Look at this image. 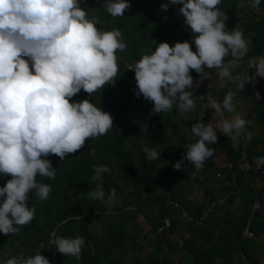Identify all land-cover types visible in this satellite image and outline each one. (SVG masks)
<instances>
[{
    "label": "trees",
    "instance_id": "1",
    "mask_svg": "<svg viewBox=\"0 0 264 264\" xmlns=\"http://www.w3.org/2000/svg\"><path fill=\"white\" fill-rule=\"evenodd\" d=\"M128 2L131 7L125 16L113 18L105 12L104 0H80L89 15L103 20L105 30L120 29L127 47L123 53H116L115 86L105 85L91 95L81 90L70 102L90 99L111 114L113 126L105 135L87 138L82 149L64 160L55 155L47 157L57 169L56 177L53 180L38 174L37 181L51 186L50 196L40 201L30 191L28 203L36 208L34 219L22 226L18 235L0 232V264L11 256L27 258L37 252L51 264H264V179L236 169L242 149L264 155V78L259 77L256 83L260 99L251 83L240 91L228 81L249 101L242 108L243 117L252 121L248 126L251 140H241L234 149L223 134L211 145L214 156L200 169L184 161L182 170H176L173 165L193 142L191 126L196 122L208 124L200 115L204 102L197 97L200 90L191 92L196 104L188 114L191 120L185 119L175 105L169 113L153 115L154 104L142 96L136 98L135 73L128 66L143 54H151L159 43L174 46L178 41H192V34L179 14L182 5H172L165 12L160 6L168 0ZM247 5L248 0H222L217 7L228 16L227 30L242 29L250 42L239 67L255 71L247 60L264 55V0L258 11ZM192 50L196 51L194 42ZM215 88L207 83L201 90L207 93ZM229 90L226 87L224 95ZM144 146L155 148L160 158L147 161L141 150ZM218 157L225 158L227 164L221 165ZM93 164L107 165L111 171L94 181ZM8 179L11 177L0 175V186ZM98 186L105 193L116 188L118 200L114 205L89 198V191ZM195 187L202 189L200 201L189 197ZM237 198L240 202L232 208ZM256 202L259 208H254ZM140 215L147 220L146 227ZM167 216L172 222L170 231L157 232ZM56 236H82L81 259L56 251Z\"/></svg>",
    "mask_w": 264,
    "mask_h": 264
},
{
    "label": "clouds",
    "instance_id": "2",
    "mask_svg": "<svg viewBox=\"0 0 264 264\" xmlns=\"http://www.w3.org/2000/svg\"><path fill=\"white\" fill-rule=\"evenodd\" d=\"M221 2L168 0L161 4L165 12L172 5H182L178 11L192 41H178L174 46L161 42L151 54H143L128 66L135 73L136 98L152 102L153 115L169 113L175 105L191 120L188 114L196 104L189 91L194 84L190 70L201 79L215 73L219 80L235 83L240 91L246 84L255 85L257 77L264 78V55L247 60L254 75L234 71L247 56L250 42L242 29L227 30L228 16L217 7ZM260 5L261 0H248L247 6L258 11ZM130 7L128 0L103 3L113 18L125 16ZM103 23L98 15H89L80 0H0V175L11 177L0 186V232L5 235H18L34 219L36 208L28 203L30 191L38 200H48L51 186L37 181L38 174L56 177L57 169L47 157L64 160L82 149L87 138L105 135L113 126L111 114L90 99L70 102L81 90L91 95L116 84V53H123L127 45L120 29L105 30ZM234 96L227 91L222 101H212L211 108L215 113H234ZM251 123L236 114L224 119L218 129L238 149L241 139L251 140ZM216 130L212 123H194L189 129L193 142L173 167L182 170L188 161L200 169L215 154L211 145L218 141ZM141 150L149 162L160 158L155 148ZM92 168L94 181L111 171L107 165L93 164ZM88 195L107 206L118 200L116 188L105 193L98 186ZM53 243L60 254L81 259L82 236H56ZM3 264L51 262L37 252L27 258L11 256Z\"/></svg>",
    "mask_w": 264,
    "mask_h": 264
},
{
    "label": "rangeland",
    "instance_id": "3",
    "mask_svg": "<svg viewBox=\"0 0 264 264\" xmlns=\"http://www.w3.org/2000/svg\"><path fill=\"white\" fill-rule=\"evenodd\" d=\"M206 71H211V70H207ZM234 71H248L249 75H254V71L250 70L248 67H244L241 66L237 69H235ZM190 74L193 76L194 79V84L193 87L191 88L192 93H196L199 90V94L197 95V97H199V99L204 100L203 105L201 107V111H200V115L201 117L204 118V120L206 121V123H212L213 127L216 128L217 130V136L218 138L223 136V133L218 129L219 125L223 122L224 119H231L233 118L236 114H239L242 118L243 117V113L245 112V110L242 108V105L245 106L246 104L248 105V100L246 97L244 96H239L238 93H236V91H234L232 89V85H236L235 83L231 82V84H228V80H224L221 81L218 79V77L215 75V73H210L208 78L206 79H201L199 74H197L194 71H191ZM259 77L256 78V82L255 85L252 86V89L255 91V96L256 98H261V95L257 92L256 90V83L258 82ZM211 85H216V88L214 90H211L210 92H205L202 89V87L206 84ZM229 87L231 91H233L235 93L234 96V101H235V112L234 113H215V110L211 108V103L212 101H222L223 97H224V93H225V88ZM243 140V139H241ZM240 140V141H241ZM224 155V154H223ZM218 162L223 165L225 158L223 157H218ZM257 185H262L261 181H257ZM203 192L201 188H193L192 190L189 191V197L196 200V201H200L202 199ZM239 198H237L232 206V208H235L236 205L239 204ZM139 220L142 224H145V227L147 226V220L144 218L143 215L139 216ZM148 228V227H147Z\"/></svg>",
    "mask_w": 264,
    "mask_h": 264
},
{
    "label": "built area",
    "instance_id": "4",
    "mask_svg": "<svg viewBox=\"0 0 264 264\" xmlns=\"http://www.w3.org/2000/svg\"><path fill=\"white\" fill-rule=\"evenodd\" d=\"M224 164L227 163L224 162ZM228 165L231 166V162H228ZM236 169L246 175L256 174L257 178L262 180L264 179V155H252L246 148H244L241 151ZM254 208H259L258 202L255 203ZM164 222V224L157 228V232L170 231L172 227L171 219L167 216Z\"/></svg>",
    "mask_w": 264,
    "mask_h": 264
}]
</instances>
